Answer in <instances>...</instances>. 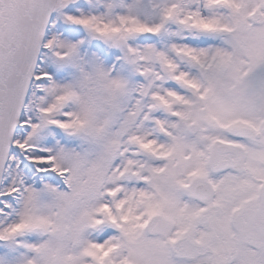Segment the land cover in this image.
Instances as JSON below:
<instances>
[{"label": "snow or ice", "instance_id": "obj_1", "mask_svg": "<svg viewBox=\"0 0 264 264\" xmlns=\"http://www.w3.org/2000/svg\"><path fill=\"white\" fill-rule=\"evenodd\" d=\"M0 264H264V0H0Z\"/></svg>", "mask_w": 264, "mask_h": 264}]
</instances>
